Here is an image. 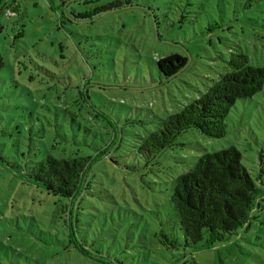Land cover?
<instances>
[{
	"label": "rangeland",
	"instance_id": "374dc122",
	"mask_svg": "<svg viewBox=\"0 0 264 264\" xmlns=\"http://www.w3.org/2000/svg\"><path fill=\"white\" fill-rule=\"evenodd\" d=\"M113 2L120 7L98 12ZM0 3L18 6L0 17V264H264V190L247 226L210 248L185 246L169 202L173 179L204 153L234 147L255 178L264 86L235 103L224 138L190 129L151 158L137 152L159 120L227 72L231 54L264 67V0ZM174 54L187 65L165 81L155 62ZM106 149L72 207L30 178L45 153Z\"/></svg>",
	"mask_w": 264,
	"mask_h": 264
},
{
	"label": "trees",
	"instance_id": "16d2710c",
	"mask_svg": "<svg viewBox=\"0 0 264 264\" xmlns=\"http://www.w3.org/2000/svg\"><path fill=\"white\" fill-rule=\"evenodd\" d=\"M119 7L118 2H113L97 10L107 13ZM17 8L14 3H0V17H5L7 10L15 17ZM225 64L227 72L179 112L159 120L155 131L140 139L138 154L151 158L171 147L182 133L190 129L209 139L225 137V119L235 103L251 99L264 86V67L251 66L245 55L231 54ZM155 65L159 75L168 81L186 67L187 59L174 54L157 60ZM4 66L0 55V71ZM107 153L106 149L94 158L70 159H58L45 153L34 161L29 175L47 195L68 200L72 207L86 189L87 176L93 164ZM261 189L264 190V149L259 154L254 179L234 147L198 157L187 172L173 179L169 197L177 213L185 246L203 243L210 248L247 226ZM69 232L73 239L71 228ZM72 244L82 254L92 257L75 241Z\"/></svg>",
	"mask_w": 264,
	"mask_h": 264
},
{
	"label": "built area",
	"instance_id": "2783aa9c",
	"mask_svg": "<svg viewBox=\"0 0 264 264\" xmlns=\"http://www.w3.org/2000/svg\"><path fill=\"white\" fill-rule=\"evenodd\" d=\"M14 16V14H12L10 11H6L5 12V17H13Z\"/></svg>",
	"mask_w": 264,
	"mask_h": 264
}]
</instances>
